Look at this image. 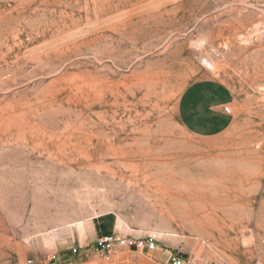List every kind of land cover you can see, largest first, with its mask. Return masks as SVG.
Returning <instances> with one entry per match:
<instances>
[{
  "label": "rangeland",
  "instance_id": "rangeland-1",
  "mask_svg": "<svg viewBox=\"0 0 264 264\" xmlns=\"http://www.w3.org/2000/svg\"><path fill=\"white\" fill-rule=\"evenodd\" d=\"M206 79L238 100L212 137L178 112ZM150 231L116 264L262 263L264 0H0V264Z\"/></svg>",
  "mask_w": 264,
  "mask_h": 264
},
{
  "label": "crops",
  "instance_id": "crops-1",
  "mask_svg": "<svg viewBox=\"0 0 264 264\" xmlns=\"http://www.w3.org/2000/svg\"><path fill=\"white\" fill-rule=\"evenodd\" d=\"M178 105L179 117L185 128L191 133L202 137H212L226 132L232 123V112L229 114L224 111V107L230 105L235 110L238 106V100L227 86L215 79H206L193 82L183 92ZM69 254L65 252L61 255L59 261L61 264H67L72 261H84L86 253L83 255ZM68 261L67 263H65ZM86 261V260H85ZM264 264V258H262ZM55 261L52 264H56Z\"/></svg>",
  "mask_w": 264,
  "mask_h": 264
},
{
  "label": "built area",
  "instance_id": "built-area-1",
  "mask_svg": "<svg viewBox=\"0 0 264 264\" xmlns=\"http://www.w3.org/2000/svg\"><path fill=\"white\" fill-rule=\"evenodd\" d=\"M224 111L228 114L231 112L228 106L224 107ZM159 237L155 231L147 232L145 235L140 237H132L127 235H118L115 233L102 236L94 244V253L100 258L105 264H116V252L121 246H125L128 249L135 250H154L158 247ZM79 249L77 247L72 248V253L77 254ZM56 254H52L48 259V264L53 263L56 260ZM189 264H196L194 261H188ZM21 264H37L32 258H28ZM70 264H72L70 262ZM168 264H185L181 254L173 255L170 257Z\"/></svg>",
  "mask_w": 264,
  "mask_h": 264
}]
</instances>
